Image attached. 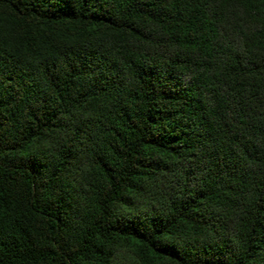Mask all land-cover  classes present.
Returning a JSON list of instances; mask_svg holds the SVG:
<instances>
[{
    "label": "trees",
    "instance_id": "obj_1",
    "mask_svg": "<svg viewBox=\"0 0 264 264\" xmlns=\"http://www.w3.org/2000/svg\"><path fill=\"white\" fill-rule=\"evenodd\" d=\"M0 264H264V0H0Z\"/></svg>",
    "mask_w": 264,
    "mask_h": 264
}]
</instances>
